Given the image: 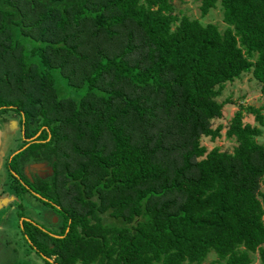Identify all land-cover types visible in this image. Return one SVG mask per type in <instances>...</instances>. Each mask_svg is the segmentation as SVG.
Here are the masks:
<instances>
[{
  "label": "trees",
  "instance_id": "trees-1",
  "mask_svg": "<svg viewBox=\"0 0 264 264\" xmlns=\"http://www.w3.org/2000/svg\"><path fill=\"white\" fill-rule=\"evenodd\" d=\"M217 2L222 30L172 0H0V118L39 131L7 159L11 185L61 215L51 233L22 221L46 264H264V0H200L201 14ZM56 70L77 95L59 94ZM244 72L262 103L234 111L232 150L208 149L217 96Z\"/></svg>",
  "mask_w": 264,
  "mask_h": 264
},
{
  "label": "rangeland",
  "instance_id": "rangeland-1",
  "mask_svg": "<svg viewBox=\"0 0 264 264\" xmlns=\"http://www.w3.org/2000/svg\"><path fill=\"white\" fill-rule=\"evenodd\" d=\"M173 12L178 16L187 14L189 17L199 18L202 22H213L218 25L222 30L226 24L223 20V10L219 2L214 7H211L206 14H201L200 0H172ZM57 77V88L60 95H77L79 90L69 88L66 86L65 79L58 70L55 71ZM217 100L224 101L223 115L213 120V126L221 122L225 126L222 128V135L211 140L209 136H203L201 143L205 144L208 149L214 145H218L220 149L232 150L235 144L233 138H229L225 135L224 131L232 117L234 111L240 105L253 104L258 106L262 103L261 93L258 81L254 78L251 72H244L239 77L232 81H227L224 84L222 93L217 96ZM264 113V110L262 111ZM244 120L251 122L253 125H259L254 119L253 115L244 112ZM5 118V122L0 118V149L3 148V155L0 156V199L4 196H11L3 207L0 206V264H46L43 256L37 252L34 246H31L23 232V225L21 226L19 214L23 216L34 217V207L44 202V200L32 195L27 189L22 191L19 195L13 190L12 185L15 183L14 176L10 175V170L6 164L7 159L11 156V153L17 148L21 147L22 142L25 141L21 136L22 124L19 122V115L13 109L5 111L2 115ZM14 122L15 127H12ZM6 124H10L11 127L6 130ZM261 127V134L256 136V139L260 143H264V127ZM8 131L12 135L5 133ZM14 175H17L13 172ZM264 183V175L261 179V186ZM16 198H14V197ZM5 198V197H4ZM21 200V201H20ZM41 201V202H40ZM45 204L47 202H44ZM34 206V207H33ZM31 219L33 224L41 227L45 231H59V227H55L48 222L39 221V218ZM35 219V220H33ZM24 219L22 218L21 221ZM37 221V222H36ZM39 221V222H38ZM252 262L250 264H259L258 251L251 252ZM52 260V258H49ZM215 252L210 251L204 262L213 264H221L218 261ZM185 264H193L185 262Z\"/></svg>",
  "mask_w": 264,
  "mask_h": 264
},
{
  "label": "flooded vegetation",
  "instance_id": "flooded-vegetation-1",
  "mask_svg": "<svg viewBox=\"0 0 264 264\" xmlns=\"http://www.w3.org/2000/svg\"><path fill=\"white\" fill-rule=\"evenodd\" d=\"M1 121H4V120H1ZM12 123H13L12 124V127L14 128L15 127V125H14L15 123L14 122H12ZM6 126H7V128L5 127L6 129H9L11 127L10 124H6ZM21 127H22V129L20 131L21 132V136H22V138L25 139V141H27L24 144V145H26L32 139H28V138H26L24 136V134H23L24 133L23 125ZM5 133L10 134L8 131H6ZM29 138H31V137H29ZM42 162H43V164L42 165H39V166H32L30 164H27L24 167V170L23 171H24L25 175L30 179V181H33V179H34L35 176L45 177V176H47L48 174H50L52 172L51 167L49 166V163L46 160L45 161H42ZM6 163H7V161H6ZM23 185L32 194H35L37 197H40V198H42V199L45 200L44 197H42L39 193H37L34 190L33 184L31 185V184H28L26 181H23ZM55 207H56V204L48 205V204H45L44 202H42V204L40 203L39 205H37V206L34 207V210H33V213L35 215L34 217L28 216V215L27 216H23L24 214L19 215V217L20 218H39L40 219L39 221L48 222V223L52 224L53 226H55V227L58 226L60 228V225H61V215L56 212ZM55 213L58 214V217L56 218V220H54L55 217L53 216ZM33 220H35V219H33ZM30 221H32V220L30 219Z\"/></svg>",
  "mask_w": 264,
  "mask_h": 264
},
{
  "label": "water",
  "instance_id": "water-1",
  "mask_svg": "<svg viewBox=\"0 0 264 264\" xmlns=\"http://www.w3.org/2000/svg\"><path fill=\"white\" fill-rule=\"evenodd\" d=\"M38 133H39V131H38L34 136H32L31 138H28V139H32V138H34ZM27 144H28V143H27ZM27 144H26V145H27ZM26 145H24V146H22L21 148L17 149L13 154H15V153H16L17 151H19L20 149L24 148ZM1 152H2V150L0 149V156H1ZM13 154H12V155H13ZM42 164H43V162H32V163H30V165H32V166H39V165H42ZM4 197H5V198H4ZM4 197L0 199V206H2V205L4 206L6 203H8V202H7L8 200H11V199H10L11 196H8V197H7V196H4ZM13 197H14V196H13ZM53 216L55 217L54 220H56V218L58 217V214L55 213Z\"/></svg>",
  "mask_w": 264,
  "mask_h": 264
},
{
  "label": "crops",
  "instance_id": "crops-1",
  "mask_svg": "<svg viewBox=\"0 0 264 264\" xmlns=\"http://www.w3.org/2000/svg\"><path fill=\"white\" fill-rule=\"evenodd\" d=\"M5 127L7 128V126H5ZM6 128H5V129H6ZM6 130H8V129H6ZM11 135H12V134L10 133L9 136H11ZM17 149H19V148H17ZM17 149H16V150H17ZM1 150H2V152H1V157H2V155H3V150H4V149L1 148ZM16 150H15V151H16ZM15 151H13V152L11 153V156H12V154H13ZM11 156H10V157H11ZM0 178H1V176H0ZM14 198H16V197H14ZM2 207H3V206H2ZM19 219H20V223H21V226H22V221H21L22 218H19ZM23 219H27V220H29L28 218H23ZM57 227H58V226H57ZM53 232H54V231H53Z\"/></svg>",
  "mask_w": 264,
  "mask_h": 264
}]
</instances>
